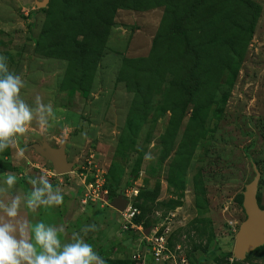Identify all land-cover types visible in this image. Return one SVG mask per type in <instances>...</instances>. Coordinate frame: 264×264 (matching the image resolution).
I'll use <instances>...</instances> for the list:
<instances>
[{
  "label": "rangeland",
  "instance_id": "rangeland-1",
  "mask_svg": "<svg viewBox=\"0 0 264 264\" xmlns=\"http://www.w3.org/2000/svg\"><path fill=\"white\" fill-rule=\"evenodd\" d=\"M42 1L0 0V55L24 79L22 98L35 107L40 95L55 112L46 131L33 121L15 148L0 152V199L23 198L32 188L29 179L41 174L53 185L72 187V213L48 215L41 207L32 213L22 200L20 217L63 225L62 243L80 233L114 264H154L148 237L155 235L168 240L165 264H264V247L244 261L234 258L254 165L264 209V0H246L259 6L252 32L241 0L199 12L203 17L191 27H205L198 69L206 81L190 101L178 87L185 48L164 24V6L150 1L117 9L98 62L87 55L77 67L76 50L63 46L61 34L48 32L63 0L44 8L52 15L36 6ZM87 33L72 26L63 36L82 41ZM44 139L53 148L70 140L68 159L76 162L70 174L59 176L34 151L18 155L20 141L27 147ZM146 153L153 159L146 160ZM13 173L17 182L9 189L5 180ZM97 181L99 198L85 204ZM119 198L137 210L129 230L112 207ZM91 224L95 232L81 233Z\"/></svg>",
  "mask_w": 264,
  "mask_h": 264
},
{
  "label": "clouds",
  "instance_id": "clouds-1",
  "mask_svg": "<svg viewBox=\"0 0 264 264\" xmlns=\"http://www.w3.org/2000/svg\"><path fill=\"white\" fill-rule=\"evenodd\" d=\"M25 81L10 72L7 57L0 55V152L15 148L20 137L29 126L36 125L46 131L49 120L55 118L51 102L44 103L40 95L35 96V107H31L21 96ZM86 137V133H81ZM18 155L22 156L21 150ZM146 160L153 157L146 153ZM17 182L16 175L8 174L5 183L9 189ZM32 188L23 198L17 194L7 200L0 199V264H106V260L80 233H73L70 242L59 239L64 226L47 225L43 221L33 224L20 217L23 200L26 208L36 213L41 206H60L63 194L59 186L53 187L46 174L28 181ZM5 189L0 188V192ZM95 224L87 225L81 233L95 232Z\"/></svg>",
  "mask_w": 264,
  "mask_h": 264
},
{
  "label": "trees",
  "instance_id": "trees-1",
  "mask_svg": "<svg viewBox=\"0 0 264 264\" xmlns=\"http://www.w3.org/2000/svg\"><path fill=\"white\" fill-rule=\"evenodd\" d=\"M154 1L157 6H164L166 9L164 24L171 25L180 36L183 51L184 66L182 70L183 78L180 82L179 91H181L189 101L197 95L201 89V82L205 83L206 79L199 74V62L201 60V50L204 46L199 41L205 27L197 30L191 27L201 17L199 13L204 7L210 8V5L229 4L228 0H198L192 4L182 3L180 0H63L64 6L57 10L56 14L61 16L54 19L49 25L48 32L61 34L63 46L70 45L76 50V57L72 59L75 66L85 65L87 55L96 57V64L101 54V47L109 36V31L114 25V16L117 9L129 8L130 5L135 7L141 6L142 3ZM242 7L245 11V23L248 24L247 30L253 31L259 15V6L251 4L246 0H241ZM62 4V5H63ZM52 10H42L48 15H52ZM63 12V13H62ZM234 25H241L234 20ZM72 26H77L81 31H88L84 39L72 37L69 42L66 36H63ZM169 26V27H171ZM69 43V44H68ZM59 46V45H58ZM61 47V46H59ZM207 47H205L206 49ZM263 248V247H262ZM261 249V248H260ZM106 264H114V261L104 258ZM153 260V258H152ZM154 263V262H153Z\"/></svg>",
  "mask_w": 264,
  "mask_h": 264
},
{
  "label": "water",
  "instance_id": "water-1",
  "mask_svg": "<svg viewBox=\"0 0 264 264\" xmlns=\"http://www.w3.org/2000/svg\"><path fill=\"white\" fill-rule=\"evenodd\" d=\"M50 0L36 2L39 9H44ZM70 140H64L60 143L59 148L51 147L46 139L42 144H32L24 147L20 141L19 147L24 153L34 151L47 161L51 162L53 168L59 176L68 175L73 171L75 161L69 162L67 154V145ZM256 177L253 182L246 186L243 193V208L246 214V220L242 223L235 238L234 258L244 261L247 256L261 247H264V209L261 208L258 201V185L261 174L256 165H254ZM128 205V200L119 198L115 200L112 207L118 212H123Z\"/></svg>",
  "mask_w": 264,
  "mask_h": 264
},
{
  "label": "built area",
  "instance_id": "built-area-1",
  "mask_svg": "<svg viewBox=\"0 0 264 264\" xmlns=\"http://www.w3.org/2000/svg\"><path fill=\"white\" fill-rule=\"evenodd\" d=\"M101 186L99 181L95 184H91L88 187V192L84 199V203L88 204L89 202H95L101 194ZM137 215V210L133 209L132 205L129 204L126 209L121 212V216L124 222V229L129 230V228L134 227V218ZM150 253L153 258L154 264H165L170 260L169 249H168V240L162 235H155L152 238L148 237Z\"/></svg>",
  "mask_w": 264,
  "mask_h": 264
},
{
  "label": "crops",
  "instance_id": "crops-1",
  "mask_svg": "<svg viewBox=\"0 0 264 264\" xmlns=\"http://www.w3.org/2000/svg\"><path fill=\"white\" fill-rule=\"evenodd\" d=\"M53 187L55 188L57 186L56 185H53ZM59 187L62 190L64 202L60 206H53V207H50V206H41V211H44V209H46L48 212L51 213V214H48V215H57L58 214V215H62L63 216V214L72 213V209L74 208V205H72V204H74L73 203L74 202L73 200H75V197H74V194L73 193L71 194V192H70L71 190L74 191V189L72 187L69 188V189H68V187H63V186H59ZM23 193L24 194L22 196L23 197L26 196L27 193H26L25 189H24ZM67 196H69V199H68ZM31 220L32 219H30V221ZM151 262H152V260H151Z\"/></svg>",
  "mask_w": 264,
  "mask_h": 264
}]
</instances>
